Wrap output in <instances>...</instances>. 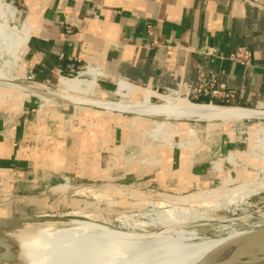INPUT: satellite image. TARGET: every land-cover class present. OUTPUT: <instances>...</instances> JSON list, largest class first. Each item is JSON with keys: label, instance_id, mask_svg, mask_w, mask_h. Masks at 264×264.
Wrapping results in <instances>:
<instances>
[{"label": "crops", "instance_id": "1", "mask_svg": "<svg viewBox=\"0 0 264 264\" xmlns=\"http://www.w3.org/2000/svg\"><path fill=\"white\" fill-rule=\"evenodd\" d=\"M6 5L14 10L18 31L25 39L16 66L21 79L29 84L26 88L36 89L37 94H32L33 99L29 95L20 99L18 111L10 113L0 127L4 132L0 135V156L6 160H11L6 143H11L13 134L23 135L25 128L78 133L71 145L90 158L97 154V148L130 146L140 132L162 123L174 131L196 132V144L189 152L170 151L169 158H177V162L167 167L164 182L160 181L166 195L187 196L217 180L222 184L228 173L223 174L217 165L224 155L243 156L248 147L244 139L257 146L256 133H264V117L164 119L107 110L89 102L102 98L125 105L136 103L138 93L127 95L119 89L122 82L149 92L150 102L158 105L166 90L193 82L203 71L223 84L232 98L200 96L194 104L264 113V0H0V22L8 20L9 25ZM239 48L248 53L247 68L229 59ZM78 71L82 76L76 79L94 84L91 91L70 93L60 86V79ZM48 92L61 98L51 101ZM41 98L61 104L58 123L46 115L33 124L37 108L48 104ZM65 101L69 103L63 104ZM84 148L89 150L82 151ZM23 162L20 171L13 169V161L6 162L0 171L10 175V180L13 175L21 176L18 185L28 186L34 171L48 170L38 167L30 171ZM213 163L217 173L211 169Z\"/></svg>", "mask_w": 264, "mask_h": 264}, {"label": "rangeland", "instance_id": "2", "mask_svg": "<svg viewBox=\"0 0 264 264\" xmlns=\"http://www.w3.org/2000/svg\"><path fill=\"white\" fill-rule=\"evenodd\" d=\"M6 11L12 23L8 25V20H3L0 22V26L19 33L20 25L15 23L14 10L6 5ZM21 19L20 17L18 21ZM10 45L8 38L0 35V84L12 81L11 85L15 87L8 88L0 85V127L5 120L9 119L10 113L18 111L20 99L22 101L26 95H29V99H33L36 97H33L32 94L37 95L35 94L36 89L26 88L29 84L21 79L20 69L16 66L20 57V49L15 45H11V47ZM13 46L14 48H12ZM73 80L75 79L64 78L65 82H59V84L64 90L69 91ZM118 86L119 89L125 90L130 85L120 82ZM53 90L56 89L48 91L53 92ZM56 96L61 98L58 94ZM141 97L145 96L138 94L137 102L134 104L156 105L150 102V97H145V99ZM53 98L49 97L51 101ZM65 98L67 97L63 99ZM41 99L44 103H48L45 98ZM65 103L69 102H63V104ZM59 105L61 104L58 102L42 104V107L40 106L36 110L33 124L37 119H43L46 115L50 118L54 117L53 122L58 123L57 119L59 120V116L62 114L61 108H58ZM182 119L189 121L211 120ZM158 128H160V132L155 131ZM35 130L34 128L27 130L25 128L23 135L13 134L14 138L11 143H6L10 146L11 160L0 156L2 158H0V168L4 167L6 162L13 161V169L20 171L23 161H25L30 171L38 167L48 169L40 172L34 171L32 182L28 186L18 185L22 181L21 176L13 175L10 180V175L7 176L6 172L0 171V217L22 222V225L18 227L1 228L0 238L5 240L9 248L12 247L11 252H15L20 261L22 260L20 259L21 240L40 227H74L80 223H89L128 235H153L159 231L157 218H155L156 211L158 214L160 211H166L169 209V205H174L172 202L176 198L185 197L166 195L164 190L160 189L163 187L160 181L164 182L167 167L172 162H177V158L175 160L169 158L170 151L177 154V152L186 153L193 149L192 144H196L197 140L195 131H174L170 129V126L166 127L165 124L159 123L151 131L140 132L130 146L122 147L118 144L119 146H111L109 149L97 148V154L86 158L83 156L84 152L79 153L71 145L79 135L78 133L76 135L75 132L63 129L60 131ZM163 130L165 131L163 132ZM256 134L258 137L257 146L256 143L253 146V141L244 139L248 143V147L243 156L226 153L222 162L217 165V169L220 170L221 167L223 174H229L223 176L222 184H219L220 180H217L210 187L200 190L206 193V197L212 191L220 193L218 198L210 196L211 198L208 200L204 199L208 204L192 207L197 216H204L212 221L201 220L198 223L185 226V230H194L201 237L218 239L234 231L245 232L256 229L257 226H264V211H259L264 205V133L257 132ZM0 135H4L1 130ZM23 136L27 137L26 141ZM250 136L253 134L251 133ZM26 149L28 152L24 151ZM2 150L0 148L1 154ZM86 150L89 149H82V151ZM70 157L74 158H72L73 162ZM85 159L91 163H86ZM29 161L33 164L31 165ZM214 162L216 163V160ZM215 163L212 164L213 168L211 169L217 173L214 169ZM36 177L38 178L36 179ZM244 186L245 188H243ZM251 188L253 194L248 193L249 196L246 194L245 197L241 196L235 201L231 199L234 197L232 195L235 191L251 192ZM256 190L258 191L256 192ZM245 191L244 193H246ZM193 192L195 194L199 191ZM227 199H230V202ZM221 201L224 206L226 204L225 207ZM160 202L163 203L162 206L159 205ZM182 207L188 208L187 205H182ZM197 212L199 213L197 214ZM151 220L152 223L149 224ZM32 221H38V223H32ZM138 227L142 229L139 230ZM87 237L88 235L84 232H66L51 236L50 239L81 241ZM189 242L200 244L203 240L195 241L192 237ZM188 244L194 245L193 243ZM22 263L25 264L23 261Z\"/></svg>", "mask_w": 264, "mask_h": 264}, {"label": "bare ground", "instance_id": "3", "mask_svg": "<svg viewBox=\"0 0 264 264\" xmlns=\"http://www.w3.org/2000/svg\"><path fill=\"white\" fill-rule=\"evenodd\" d=\"M0 35L7 37L10 44L15 45L20 50L21 47L25 44L24 37L15 30L0 26ZM12 48H14V46ZM59 82L63 83L65 81L64 79H60ZM1 84L8 88L13 87L11 85L12 81ZM69 87H70L69 90L70 93L87 92L92 90L94 84L90 81L88 82L85 80L75 79L71 82V85ZM134 87L129 86L124 91L126 92L127 95H133L135 93H138L145 97L149 95L148 94L149 92L147 93L144 90H137ZM47 94H49V96L51 97H57L54 93L48 92ZM160 97L162 103L158 105H141V104L125 105L115 102L102 101V98L101 101L92 100L89 102L95 106L103 107L107 110L108 109L110 110L115 109L116 111L122 110L126 112L136 113L137 115H142V116L143 115L152 116V117L163 116L165 119L191 118L196 120H204V119L239 120L244 118L260 119V117H264V113L249 111L246 109L193 104L188 100L178 98L174 93ZM159 130L160 128L156 129L155 131L160 132L161 130L160 131ZM164 131L165 130H163V132ZM243 188H245V186ZM242 190L240 191L238 190L236 192L234 189L235 192L232 191L234 192V195H232L234 197H232L231 199L235 201V199H239L241 196L245 197L246 194L252 193V188H251V192L249 191L246 192L244 190L246 192L244 193V191ZM258 190H256V192ZM219 194H220L219 191H212L209 193L208 195L209 197L208 196L206 197V193L200 191L185 197L176 198L175 201L172 202L174 205L171 206L169 205L168 210L162 212L160 211L159 214L158 211H156L157 210L156 209L155 211L157 212V216L155 218H157L159 231H157L153 235H148V236L123 234L122 232L121 233L115 232L106 227L98 226L95 224H89V223H80L77 224L78 226L76 225L74 227L70 226V227H59V228L53 226H43L38 228L33 233H30L26 238H23V240H21L20 242V246L22 248V253L20 255V259H22L21 261L18 259L15 252H11L12 251L11 246L9 248V246L6 244L5 241H0V264H23L22 261L25 264H198L216 247L228 241L241 237L245 234L264 229V226L262 227L257 226L256 229H253L251 231H245V232L234 231L229 233L227 236L218 239L201 237L194 230H189V231L185 230L184 229L185 226L198 223L201 220L208 222L212 221L207 217L197 216L194 213L196 211L192 210V207L193 206L198 207V205L208 204L207 201H205L204 199L207 198L208 200V198L211 197L218 198ZM229 200L227 199V201ZM222 203L223 202L221 201V204ZM162 204L160 202L159 205L162 206ZM182 205H187L188 208L182 207ZM198 213L199 212H197V214ZM0 219H3V217H0ZM151 223L152 220L149 224ZM138 229L140 230L142 228L138 227ZM66 232H84L86 235H88V237L85 240H81V241L50 239L51 236L59 235L61 233H66ZM191 236L194 237L195 241L203 240V242H201L200 244L189 242L190 239L192 238ZM188 243H193L194 245ZM8 248L10 249V251ZM234 249L235 248L233 247L227 252H224V254H222L219 257L216 264L224 263L226 257H228ZM239 264H264V250L262 249L260 251H253V253L250 256L245 257Z\"/></svg>", "mask_w": 264, "mask_h": 264}, {"label": "built area", "instance_id": "4", "mask_svg": "<svg viewBox=\"0 0 264 264\" xmlns=\"http://www.w3.org/2000/svg\"><path fill=\"white\" fill-rule=\"evenodd\" d=\"M230 61L238 64L241 67L247 68L250 66V60L248 53L243 48L237 49L236 53L230 56ZM82 76V72L78 71L75 73H70L67 77L68 79H76ZM32 80V77L30 78ZM37 87L36 84H31ZM174 93L180 98L192 101H196L200 96H208L215 98H222L229 100L232 95L225 91V86L223 84H218L215 79L209 77L203 71L197 73L196 79L193 82L187 84H178L174 90H166V94ZM211 105V103H209Z\"/></svg>", "mask_w": 264, "mask_h": 264}, {"label": "water", "instance_id": "5", "mask_svg": "<svg viewBox=\"0 0 264 264\" xmlns=\"http://www.w3.org/2000/svg\"><path fill=\"white\" fill-rule=\"evenodd\" d=\"M259 211H264V205ZM34 222L38 223V221H32V223ZM21 225L22 222L16 219H0V229ZM0 241L5 240L0 238ZM233 247L235 249L226 257L222 264H239L245 257L250 256L253 251L264 250V229L245 234L216 247L198 264H216L219 257Z\"/></svg>", "mask_w": 264, "mask_h": 264}]
</instances>
